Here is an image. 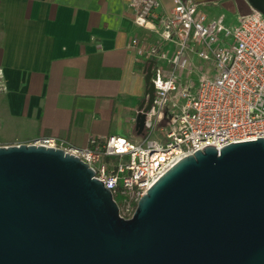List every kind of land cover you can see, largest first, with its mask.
Masks as SVG:
<instances>
[{
    "label": "water",
    "instance_id": "obj_1",
    "mask_svg": "<svg viewBox=\"0 0 264 264\" xmlns=\"http://www.w3.org/2000/svg\"><path fill=\"white\" fill-rule=\"evenodd\" d=\"M244 1L264 14V0ZM153 65L138 134L154 104ZM0 264H264V138L181 159L130 219L80 158L0 145Z\"/></svg>",
    "mask_w": 264,
    "mask_h": 264
},
{
    "label": "built area",
    "instance_id": "obj_2",
    "mask_svg": "<svg viewBox=\"0 0 264 264\" xmlns=\"http://www.w3.org/2000/svg\"><path fill=\"white\" fill-rule=\"evenodd\" d=\"M169 1L129 0L136 27L157 36L154 43L138 37L130 43L138 60L154 61L155 99L143 137L134 142L93 136L86 147L54 137L31 143L80 158L118 198L124 219L133 217L140 199L181 159L206 147L220 151L264 138V14L252 9L226 26L224 17H209L198 0ZM198 59L210 66L192 94L184 80ZM6 91L0 67V93Z\"/></svg>",
    "mask_w": 264,
    "mask_h": 264
},
{
    "label": "crops",
    "instance_id": "obj_3",
    "mask_svg": "<svg viewBox=\"0 0 264 264\" xmlns=\"http://www.w3.org/2000/svg\"><path fill=\"white\" fill-rule=\"evenodd\" d=\"M134 37L157 39L136 27L129 0H0L7 85L0 93V145L41 137L77 147L93 136L139 141L147 65L130 47Z\"/></svg>",
    "mask_w": 264,
    "mask_h": 264
},
{
    "label": "rangeland",
    "instance_id": "obj_4",
    "mask_svg": "<svg viewBox=\"0 0 264 264\" xmlns=\"http://www.w3.org/2000/svg\"><path fill=\"white\" fill-rule=\"evenodd\" d=\"M246 6L243 11L238 9L239 0H212L210 3L200 4V8L211 18L224 17V24L226 26H233L237 23L238 14H243L248 10V5L244 0H241ZM207 61L195 60V71L190 78H186L184 83L190 88L191 93L195 94L199 85V74L203 69L209 67Z\"/></svg>",
    "mask_w": 264,
    "mask_h": 264
},
{
    "label": "trees",
    "instance_id": "obj_5",
    "mask_svg": "<svg viewBox=\"0 0 264 264\" xmlns=\"http://www.w3.org/2000/svg\"><path fill=\"white\" fill-rule=\"evenodd\" d=\"M245 6L246 5L241 0H239V2H238V9L241 10V11H243V10H245V9H243V7H245ZM250 11H251V9L248 8V10L244 11L243 14H246V13H248ZM112 160L117 161L118 160V157H114V158H112ZM115 200L118 201V198L116 196H115Z\"/></svg>",
    "mask_w": 264,
    "mask_h": 264
}]
</instances>
